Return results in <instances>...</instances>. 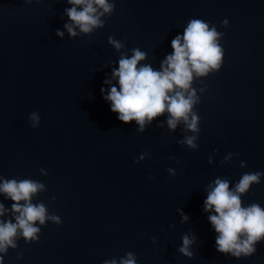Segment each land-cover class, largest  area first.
<instances>
[{
    "label": "water",
    "instance_id": "water-1",
    "mask_svg": "<svg viewBox=\"0 0 264 264\" xmlns=\"http://www.w3.org/2000/svg\"><path fill=\"white\" fill-rule=\"evenodd\" d=\"M107 2L101 24L70 36L68 0H0V179L42 185L30 203L45 207L37 239L18 229L3 264H120L127 253L135 264H264V239L250 256L218 252L203 203L216 179L234 189L260 172L237 195L264 208V0ZM192 19L215 28L222 50L221 66L193 73L186 90L197 129L170 128L167 111L142 129L118 120L100 90L116 83L120 57L139 49L138 66L159 70ZM5 196L0 221L15 222Z\"/></svg>",
    "mask_w": 264,
    "mask_h": 264
},
{
    "label": "clouds",
    "instance_id": "clouds-1",
    "mask_svg": "<svg viewBox=\"0 0 264 264\" xmlns=\"http://www.w3.org/2000/svg\"><path fill=\"white\" fill-rule=\"evenodd\" d=\"M28 0H25L27 3ZM73 6L65 11L72 24L65 23L70 36L76 35L74 26L88 33L93 27L102 22L98 8L108 12L113 7L107 0H68ZM95 5V7H94ZM77 6H80L79 8ZM227 21H225L226 23ZM58 36L63 33L57 30ZM219 33L215 28H209L207 22L192 19L185 27L183 34H177L171 40L172 52L167 54L161 62L160 69L154 70L148 64H140L145 53L133 49L131 56L122 55L118 60V67L112 70L115 84H109L106 95L101 88L103 99L110 101V111L117 114V119L128 123L135 120L141 129L145 120L151 121L165 111L169 114L167 123L170 128H175L179 121H184L189 129H197V116L189 113L194 102L190 83L193 73L197 76L206 75L210 69L221 66L222 50L217 43ZM119 49L121 44L111 41ZM32 127H36L39 117L36 113L30 115ZM195 137H187L186 143L193 145ZM260 172L245 173L241 176L234 189H229L228 181L216 179L214 187H210L204 200V210L208 211V220L218 233L215 238L216 249L221 253H231L239 258L241 254L250 256L256 252V243L264 239V208L257 204L241 206L237 193L248 189L250 182L258 181ZM42 185L32 180L0 179V193L11 198V205L15 222L0 221V253H5L7 247H15L13 237L17 230L27 241L37 239L39 228L34 222L45 221V207L42 204L30 203V195L35 193ZM24 203L20 204L19 201ZM6 211L0 204V215ZM52 219H57L52 217ZM187 219V216L184 217ZM191 243L187 236L182 238L179 251L191 256L187 246ZM127 259H121L120 264H135L133 254L127 253ZM0 264L3 258L0 257ZM103 264H117L116 260H105Z\"/></svg>",
    "mask_w": 264,
    "mask_h": 264
}]
</instances>
